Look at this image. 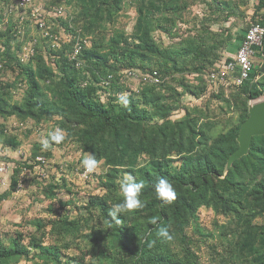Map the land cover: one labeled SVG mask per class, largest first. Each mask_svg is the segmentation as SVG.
<instances>
[{
	"label": "trees",
	"instance_id": "16d2710c",
	"mask_svg": "<svg viewBox=\"0 0 264 264\" xmlns=\"http://www.w3.org/2000/svg\"><path fill=\"white\" fill-rule=\"evenodd\" d=\"M62 1L74 9L69 17L52 18L49 31L59 34L63 27L67 34L57 47L47 45L50 39L38 27L19 23L24 10L14 6L17 16L10 12L5 24L0 13V162L11 167L8 190L0 200L14 192L24 168L32 172L44 167L36 158L45 160L52 145L67 142L89 156L90 164L102 161L105 172L97 177L104 194L91 195L75 213L58 199L62 209L54 217L30 221L34 231L27 244L24 233L0 235V264L22 259L36 264H205L198 240L209 236L218 240L209 246L215 252L209 264H264V135L253 136L247 154L225 171L238 147L236 137L249 101L264 95V59L254 57L250 77L240 85L210 88L204 79L216 64L231 59L219 51L226 46L232 55L248 27L238 29L235 40L229 29L208 30L211 23L243 16L237 2L206 1L207 13L193 24L198 33L166 46L155 41L153 32L173 36L175 19L185 18L194 0L43 4ZM130 4L135 20L127 33L114 23ZM251 21L264 25V0H257ZM29 27L40 31V38L32 37L35 54L21 61V47L31 38ZM87 35L90 46L83 42ZM77 40L83 49L72 58ZM124 70L139 78L135 88L122 81L130 78ZM187 73L196 83L185 78ZM20 84L25 89L16 100L14 90ZM188 94L205 102L216 97L222 103L214 109L185 107L181 117L172 119ZM12 117L22 126H13ZM26 121L35 126L53 121L58 132L49 136L50 145L34 143L27 158L13 159L6 148L16 150L20 135H30L33 128H24ZM61 188L71 193L66 179L50 181L42 189L44 198L55 199ZM201 208L222 217L213 222L214 233L200 226ZM70 249L78 252L70 256Z\"/></svg>",
	"mask_w": 264,
	"mask_h": 264
},
{
	"label": "rangeland",
	"instance_id": "374dc122",
	"mask_svg": "<svg viewBox=\"0 0 264 264\" xmlns=\"http://www.w3.org/2000/svg\"><path fill=\"white\" fill-rule=\"evenodd\" d=\"M41 3H47L49 0H38ZM208 0H194L191 6L186 13V16L183 19H175V25L173 24L174 35L169 36L165 31L155 30L153 32V36L155 41L161 43L162 45H169L174 43L173 46H176L181 42V40L192 34L198 33L193 30L194 21L199 22L200 18L207 13V4ZM230 1V0H226ZM236 1L238 5V12H242L243 16H232L228 20H219L216 23H211L209 25V31H220V29H229L230 32L235 36L238 34V29L244 27L248 22L252 19L253 8L256 0H232ZM37 2V0H36ZM129 2V1H128ZM63 5H61L65 11L66 17H69L73 14V6L68 5L64 1H62ZM65 3V4H64ZM6 4V9L4 5ZM44 5V4H43ZM60 5V4H55ZM5 10H4V9ZM14 8V0H0V13H3V19L1 20V24H5L8 20V15H12L13 18L17 16V11L13 10ZM13 10V11H12ZM6 11V12H5ZM197 16V19H194V16ZM135 20V9L133 6L127 5L114 23V27L118 29H125L127 33H129L132 24ZM50 22V21H49ZM112 27V28H114ZM112 28L108 30L109 32L106 35H110ZM191 29V30H190ZM28 37L35 36L36 38H40V31H36L33 28L28 29ZM206 32V31H205ZM59 34L61 35V39H66L67 34L63 27L60 28ZM178 35V36H177ZM211 37V33L207 34V38ZM86 46H90V35L85 36ZM47 42V41H46ZM28 44V42L26 43ZM46 44V43H45ZM44 44V45H45ZM47 45H51L47 42ZM46 45V46H47ZM220 54L226 56H231V53L228 51V47L223 46ZM21 54V51L20 53ZM53 59L52 56H50ZM48 59V56L45 57ZM53 63V62H51ZM53 65V64H51ZM123 75H126V70H124ZM9 78L6 76V79ZM19 78V77H18ZM185 78L188 80H192V83H196L192 74H185ZM122 81L130 88L131 86L135 88L139 82V78L135 77L131 78H121ZM230 85V84H225ZM25 89V84L18 85V89L14 90V98L19 100L23 95V91ZM264 99V95L261 97ZM204 100L201 98H196L193 95H184L181 100L179 107L176 108L172 113V119H176L181 117L185 113V107H193L195 105H202L204 107L208 106L210 109H214L217 105H220L222 102L216 97H210L208 100L203 102ZM250 103L252 101H249ZM12 125H18L17 119L12 117ZM2 122V119H0ZM223 122V121H222ZM23 126L33 128L32 132L28 136L20 135V146L11 151L10 148H6V152L13 157V159H24L29 156L31 152L32 145L34 143H40L41 146L50 145L48 140L51 134L58 132V128L55 126L53 121H49L48 123H43L38 126L32 124L31 121L23 122ZM224 127L223 123H220L218 126V130H222ZM59 135L60 132H59ZM75 143H64L62 146L52 145L51 147V155L48 158H45V166L44 167H36L32 172L29 170L26 171L24 175V181L21 183V186L17 189V186L12 192L11 196H8L2 200H0V235L2 237L15 236L18 232L24 233L26 237L22 240L27 244L28 235L34 231V226L30 221L36 219H42L47 221L48 219L54 217L57 212H60L62 208L59 206L58 199L61 201H65L68 204L66 205L67 209L72 211L71 213H75L76 206L81 202L86 201L88 197L91 195H103L104 189H101L98 185V177L97 175L105 172V168L102 166V161L97 164H90V158L87 155H83L78 148H76ZM5 150L4 153L6 154ZM23 158L19 156L22 155ZM41 157V156H40ZM16 161V160H13ZM13 165H16L13 162ZM79 168H84L83 170H79ZM88 168V172L83 171ZM25 173V171H23ZM62 179H66L68 182V186L71 189V193L65 191L64 188H61L56 194V198L49 200L44 198V193L42 189L46 187L50 181L56 180L61 183ZM8 190V184L0 187V194L4 191ZM94 214L97 213V209H93ZM199 224L201 227L205 229V232L214 233L215 228L213 222L218 220L222 221V217L215 216L214 213L210 209L201 208L199 210ZM196 236V235H195ZM199 237V236H196ZM50 241V239H48ZM199 250L198 254L200 255V259L203 263L209 264L211 261V257L215 254L209 246L214 245V243L218 244V240L215 236L207 237L204 240H198ZM33 252V251H32ZM78 251L75 249H70L67 254L70 256L77 253ZM64 258V257H63ZM42 264L41 261L38 262ZM54 263V262H53ZM51 263V264H53ZM14 264H36L35 261L30 260H19Z\"/></svg>",
	"mask_w": 264,
	"mask_h": 264
},
{
	"label": "built area",
	"instance_id": "2783aa9c",
	"mask_svg": "<svg viewBox=\"0 0 264 264\" xmlns=\"http://www.w3.org/2000/svg\"><path fill=\"white\" fill-rule=\"evenodd\" d=\"M14 6L24 10L25 13L18 16L19 23L29 22L30 25L38 27L39 30L42 31L43 36L50 39L49 43L52 47H57L59 45L61 35L52 34L49 31V26L52 23V18H65V11L62 6L52 5L46 7L43 3H38L35 0H14ZM18 32L21 34L23 31L19 28ZM18 37L21 38V36ZM27 42L28 44H23L21 47V61H26L30 56L35 54L33 44H35L36 38H32L31 36L30 40H27ZM83 42L86 45V39ZM82 49L83 43L81 40H77L73 44L71 57L77 58V55H79ZM256 55L259 56L261 60L264 59V25L250 21L248 22V27L244 36L239 42L238 48L230 56L231 59L229 61H223L221 64H216L214 69H210L207 73H205L204 79L207 81L210 88L225 84L240 85L249 79L250 73L255 66L254 57ZM76 65H80V62L77 61ZM154 74L156 73L154 72ZM126 75L130 78L137 77V75L132 71H127ZM141 75L143 77H147V75ZM152 77L155 78L154 76ZM18 125L22 126V123L20 122ZM36 159L45 163L42 157H37ZM10 168L11 167L8 162H0V187L9 183V174L11 172ZM23 171H25V173H23ZM26 171L27 169L24 168L19 174L16 185L17 189L24 181ZM85 171L88 172V168H86L83 173Z\"/></svg>",
	"mask_w": 264,
	"mask_h": 264
},
{
	"label": "water",
	"instance_id": "95a60500",
	"mask_svg": "<svg viewBox=\"0 0 264 264\" xmlns=\"http://www.w3.org/2000/svg\"><path fill=\"white\" fill-rule=\"evenodd\" d=\"M248 104V116L242 122L236 140L238 147L226 161L225 171L232 162L247 154L253 136L264 135V99L257 98Z\"/></svg>",
	"mask_w": 264,
	"mask_h": 264
},
{
	"label": "crops",
	"instance_id": "0c3cea01",
	"mask_svg": "<svg viewBox=\"0 0 264 264\" xmlns=\"http://www.w3.org/2000/svg\"><path fill=\"white\" fill-rule=\"evenodd\" d=\"M256 4H257V0L255 1V5H254V8H253V12H254V9H255ZM252 15H253V13H252Z\"/></svg>",
	"mask_w": 264,
	"mask_h": 264
},
{
	"label": "clouds",
	"instance_id": "9594fccd",
	"mask_svg": "<svg viewBox=\"0 0 264 264\" xmlns=\"http://www.w3.org/2000/svg\"><path fill=\"white\" fill-rule=\"evenodd\" d=\"M58 6H61V5H58ZM61 18H64V17H61ZM47 41V40H46ZM48 42V41H47ZM27 43V40H26V42L24 43V44H26Z\"/></svg>",
	"mask_w": 264,
	"mask_h": 264
}]
</instances>
